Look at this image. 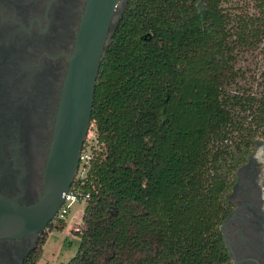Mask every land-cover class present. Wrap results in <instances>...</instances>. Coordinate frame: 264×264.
Returning <instances> with one entry per match:
<instances>
[{
    "label": "trees",
    "instance_id": "1",
    "mask_svg": "<svg viewBox=\"0 0 264 264\" xmlns=\"http://www.w3.org/2000/svg\"><path fill=\"white\" fill-rule=\"evenodd\" d=\"M237 6L125 1L96 70L97 146L71 182L83 208L62 264H231L219 225L264 128V62L258 94L235 66L238 46L264 45V0Z\"/></svg>",
    "mask_w": 264,
    "mask_h": 264
},
{
    "label": "flooded vegetation",
    "instance_id": "2",
    "mask_svg": "<svg viewBox=\"0 0 264 264\" xmlns=\"http://www.w3.org/2000/svg\"><path fill=\"white\" fill-rule=\"evenodd\" d=\"M125 1L114 9L117 20ZM84 4L0 0V195L16 203L40 198L58 97ZM240 167L221 232L231 264H264V202L254 169L248 164L238 182ZM53 217L34 233L0 234V264H27Z\"/></svg>",
    "mask_w": 264,
    "mask_h": 264
},
{
    "label": "water",
    "instance_id": "3",
    "mask_svg": "<svg viewBox=\"0 0 264 264\" xmlns=\"http://www.w3.org/2000/svg\"><path fill=\"white\" fill-rule=\"evenodd\" d=\"M123 1L85 0L58 97L40 198L23 205L0 195V234L14 236L37 232L62 203L73 180L89 126L96 70L119 15L114 9ZM261 169L264 170L263 165ZM263 177L262 173L258 179L261 201Z\"/></svg>",
    "mask_w": 264,
    "mask_h": 264
},
{
    "label": "rangeland",
    "instance_id": "4",
    "mask_svg": "<svg viewBox=\"0 0 264 264\" xmlns=\"http://www.w3.org/2000/svg\"><path fill=\"white\" fill-rule=\"evenodd\" d=\"M239 8L241 12L250 13L255 10L254 0H232ZM238 53L236 56L235 66H239L244 70L246 78L238 79V83L244 84V87L249 86L250 91L258 94L260 89V75L259 72L262 69L264 62V45L259 42L256 45L251 46H238ZM85 146L91 151V146H97L95 141V133L91 127L88 126L86 134L84 136ZM252 153L248 157V160L243 163V167H240L239 181L242 179L243 171L249 164V168H253L257 178L259 179L264 174L261 166L263 162L258 158L257 154H261L264 148V134H256ZM258 151V152H257ZM84 170L79 168L75 171L76 175L83 174ZM264 178V177H263ZM264 183V182H263ZM83 208V200L75 201L70 205L68 211L63 215V224L57 227L59 224L56 220H53L50 227L45 229V233L42 234L43 242L36 246L34 255L36 256L35 264H62L65 262L75 251L77 239L72 233V229L75 228L81 220V212Z\"/></svg>",
    "mask_w": 264,
    "mask_h": 264
},
{
    "label": "built area",
    "instance_id": "5",
    "mask_svg": "<svg viewBox=\"0 0 264 264\" xmlns=\"http://www.w3.org/2000/svg\"><path fill=\"white\" fill-rule=\"evenodd\" d=\"M89 157H90V151L88 148H86L85 145H83V142H82V145L79 151V157H78V163H77L76 170L81 168L85 172ZM84 172L83 174L76 175L75 178L73 177V179L81 178L84 175ZM78 196H80V192L78 191L77 188H75L73 185L70 184L67 192L64 194L62 203L60 204L59 208L57 209V212L55 213V216L63 217V215L68 211V208L70 207V205L74 203L75 201H78ZM85 196L86 194L81 195V198L83 199L85 198Z\"/></svg>",
    "mask_w": 264,
    "mask_h": 264
},
{
    "label": "bare ground",
    "instance_id": "6",
    "mask_svg": "<svg viewBox=\"0 0 264 264\" xmlns=\"http://www.w3.org/2000/svg\"><path fill=\"white\" fill-rule=\"evenodd\" d=\"M258 152V151H257ZM258 155V158L263 162V164H264V148H263V150H262V152H261V154L259 153V154H257ZM261 194H262V200H263V202H264V183H263V186H262V189H261Z\"/></svg>",
    "mask_w": 264,
    "mask_h": 264
}]
</instances>
